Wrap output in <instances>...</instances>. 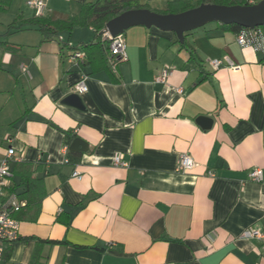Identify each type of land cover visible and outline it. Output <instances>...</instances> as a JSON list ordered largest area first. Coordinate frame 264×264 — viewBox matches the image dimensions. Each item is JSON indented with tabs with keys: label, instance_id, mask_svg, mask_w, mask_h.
I'll return each instance as SVG.
<instances>
[{
	"label": "crops",
	"instance_id": "obj_1",
	"mask_svg": "<svg viewBox=\"0 0 264 264\" xmlns=\"http://www.w3.org/2000/svg\"><path fill=\"white\" fill-rule=\"evenodd\" d=\"M27 1L0 12V161L10 148L19 158L7 197L24 192L16 163L43 181L1 264H264L263 243L240 238L264 231V180L250 179L264 172V52L216 22L187 34V48L135 26L123 34L126 60L89 65L93 28L45 41L18 29L37 16ZM43 1V17L67 20L97 0ZM138 1L158 13L177 0ZM75 52L84 58L71 62ZM226 57L234 67L210 64ZM81 81L87 91L74 92ZM72 93L83 110L64 104ZM77 138L87 151H70ZM182 154L193 170H178Z\"/></svg>",
	"mask_w": 264,
	"mask_h": 264
},
{
	"label": "trees",
	"instance_id": "obj_2",
	"mask_svg": "<svg viewBox=\"0 0 264 264\" xmlns=\"http://www.w3.org/2000/svg\"><path fill=\"white\" fill-rule=\"evenodd\" d=\"M190 0H177L175 2H169L167 7L162 12H158L160 14H178L184 11L190 10L192 8L198 7L201 4H217V5H224V6H251L258 4H250L249 0H197L198 4L196 6L188 5ZM12 0H0V12H4L10 6ZM175 6H180V9L175 8ZM135 9H149L146 5H142L138 0H97L94 3L87 4L83 7L81 14L78 17L67 19V20H52L50 18H46L43 16H35L30 20L23 21L22 24L18 27L19 30H23L25 26L26 29H35L39 31L44 40H52L60 37V34L63 32L71 33L76 26L81 27H89L93 28L95 33V38L93 41L88 43H83L82 47L85 51V56L88 57V61L92 62L96 59H99L101 63L106 64L107 59L109 57V47L104 51L105 43H109L110 41L107 40L101 32L105 29L106 24L112 20L113 18L119 16L120 14L135 10ZM15 21L11 29L15 27ZM220 28L231 30L234 32L239 33L244 28L238 25H224L218 23ZM255 29L260 30L264 34V26L257 27ZM190 33V32H189ZM185 34L184 42L182 43V48H187V34ZM78 48H76L77 50ZM193 58V57H192ZM195 59V57L193 58ZM106 68V65L104 66ZM19 164L18 168L21 170V185L24 187V192L21 194L12 195L16 198H20V200L24 201L27 199V203L25 206H22L18 211H14L12 213V217L21 220L20 215L22 210L25 209L28 205L32 203V200H29L31 193L37 187L42 184L43 179L38 178L34 175V169L30 165V163H16ZM21 202V201H19Z\"/></svg>",
	"mask_w": 264,
	"mask_h": 264
},
{
	"label": "built area",
	"instance_id": "obj_3",
	"mask_svg": "<svg viewBox=\"0 0 264 264\" xmlns=\"http://www.w3.org/2000/svg\"><path fill=\"white\" fill-rule=\"evenodd\" d=\"M262 0H249L250 4L261 2ZM27 4L33 8L37 16H42L45 10V3L43 0H28ZM109 40V62L112 66H116L118 63L127 59V44L123 35L117 37H111L110 35H104ZM237 41L240 47H253L257 52H264V34L258 29H245L239 32ZM84 55L81 52H75L71 57V62L75 60L83 59ZM213 68L218 69L223 65L234 67V63L228 57L223 60H213L210 62ZM170 75V72H164L159 78L160 81L165 80ZM74 92L87 91V86L84 81H81L73 88ZM12 161H19L16 156V151L10 148L7 152L6 158L0 161V264L2 263L5 245L15 242L20 237V222L12 217L14 211H18L23 203L19 202L15 196H6L5 190L8 187L10 178L13 177V173L10 168ZM116 165L126 166L122 162L121 156L116 155L114 158ZM196 163L193 158L187 154H182L179 160V171H191L195 168ZM74 177L82 178L79 172H74ZM250 179L255 182H262L264 180V172L260 168H254L250 173ZM242 239H255L259 240L264 245V231L259 228H248L244 230L240 236Z\"/></svg>",
	"mask_w": 264,
	"mask_h": 264
},
{
	"label": "water",
	"instance_id": "obj_4",
	"mask_svg": "<svg viewBox=\"0 0 264 264\" xmlns=\"http://www.w3.org/2000/svg\"><path fill=\"white\" fill-rule=\"evenodd\" d=\"M218 22L224 25H238L244 29H255L264 26V0L251 6H224L217 4H201L198 7L178 14H160L150 9H135L126 11L110 20L102 35L117 37L135 26L155 27L162 31L173 32L181 43L185 34L199 29L208 23ZM64 104L84 109L78 94L72 93L64 99ZM199 123L203 127H210L212 120L200 117ZM87 144L80 138L75 139L71 152L87 151Z\"/></svg>",
	"mask_w": 264,
	"mask_h": 264
},
{
	"label": "rangeland",
	"instance_id": "obj_5",
	"mask_svg": "<svg viewBox=\"0 0 264 264\" xmlns=\"http://www.w3.org/2000/svg\"><path fill=\"white\" fill-rule=\"evenodd\" d=\"M192 5V6H196L197 4H198V1L197 0H190L189 2H188V5ZM175 8H177V9H180V6H175ZM151 10V9H150ZM153 11V10H152ZM217 23V22H216ZM209 24H214V23H209ZM208 25V24H207ZM83 29L82 28H77L76 29V31L73 33L74 34V37H73V41H74V43L75 44H78L79 42H78V40H76V37L77 36H80V35H78V32H81ZM198 30V29H197ZM77 32V33H76ZM192 32H195V30L194 31H192ZM69 35V34H68ZM76 36V37H75Z\"/></svg>",
	"mask_w": 264,
	"mask_h": 264
}]
</instances>
